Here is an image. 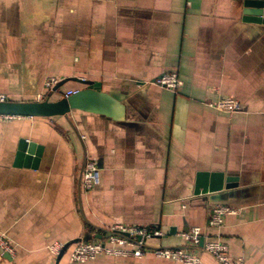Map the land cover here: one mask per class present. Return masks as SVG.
Wrapping results in <instances>:
<instances>
[{"label":"crops","instance_id":"obj_1","mask_svg":"<svg viewBox=\"0 0 264 264\" xmlns=\"http://www.w3.org/2000/svg\"><path fill=\"white\" fill-rule=\"evenodd\" d=\"M242 15L239 0H0V94L56 99L83 78L109 98L100 110L0 117V232L13 246L0 264H182L150 253L71 261L73 243L56 261L47 248L117 222L162 230L150 247L191 248L180 233L199 226L264 264V23ZM167 71L176 90L153 83ZM223 96L239 109L207 105ZM20 138L41 146L36 167L14 165ZM88 158L100 179L84 189ZM215 170L236 185L195 194L197 171ZM215 203L237 212L208 225Z\"/></svg>","mask_w":264,"mask_h":264},{"label":"built area","instance_id":"obj_2","mask_svg":"<svg viewBox=\"0 0 264 264\" xmlns=\"http://www.w3.org/2000/svg\"><path fill=\"white\" fill-rule=\"evenodd\" d=\"M83 79V78H82ZM60 78L56 76L47 77L43 84L52 91L58 84ZM153 83L164 86L171 90H176L182 84L177 72L167 71L153 80ZM73 90H65L62 95L70 94ZM39 97L42 98L41 95ZM45 97V96H44ZM4 94H0V101L6 100ZM43 99V98H42ZM209 106L217 110L232 111L238 110L240 103L233 97L223 96L214 101L208 102ZM15 115L0 114V117L10 118ZM99 168L95 158H88L83 167L82 185L84 189H91L99 182ZM236 208L223 204L215 203L211 206L207 224L219 226L227 214L236 213ZM163 234L162 230L145 224L114 223L106 229L100 237L87 240H80L72 244L69 251L71 261L82 262L92 260L99 254H106L116 257H141L147 253L153 256L170 259L182 264H204L200 254L195 249L198 248L199 238L202 236V229L199 226H193L180 233L181 238L191 246L186 247H168L156 246L150 247L147 241L152 237H159ZM63 242L52 241L47 244L48 250L57 254ZM201 249L210 254L220 264H244L242 256H233L230 253L228 244L220 238H204ZM0 252H13V246L9 239L0 232Z\"/></svg>","mask_w":264,"mask_h":264},{"label":"water","instance_id":"obj_3","mask_svg":"<svg viewBox=\"0 0 264 264\" xmlns=\"http://www.w3.org/2000/svg\"><path fill=\"white\" fill-rule=\"evenodd\" d=\"M243 8L242 19L264 23V0H239ZM84 84L82 88L73 90L70 94L62 95L56 99L44 98L41 100H11L0 101V114L25 115V116H53L65 115L71 109L100 110L103 109V100L108 98L107 94L100 92L99 83L93 80L73 78ZM61 82L56 84V90ZM109 99V98H108ZM41 146L34 141L20 138L14 165L36 167ZM235 177L225 176L222 171H197L195 176L194 193L215 192L224 188L235 186ZM186 230V229H185ZM100 235L96 237H100ZM91 237V236H90ZM89 238V237H88ZM87 240V239H84ZM79 241L78 238L71 239L63 244L56 256V261L65 252L67 247ZM203 236H200L198 248L201 249ZM6 257L9 253L2 252Z\"/></svg>","mask_w":264,"mask_h":264},{"label":"rangeland","instance_id":"obj_4","mask_svg":"<svg viewBox=\"0 0 264 264\" xmlns=\"http://www.w3.org/2000/svg\"><path fill=\"white\" fill-rule=\"evenodd\" d=\"M103 233H104V230H103V232H102V235H103ZM105 236H106V230H105Z\"/></svg>","mask_w":264,"mask_h":264}]
</instances>
